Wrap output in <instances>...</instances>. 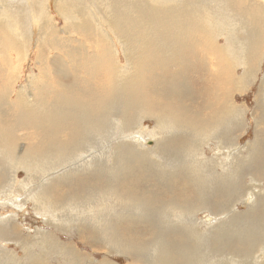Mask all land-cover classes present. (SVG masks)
Segmentation results:
<instances>
[{
    "label": "bare ground",
    "instance_id": "obj_1",
    "mask_svg": "<svg viewBox=\"0 0 264 264\" xmlns=\"http://www.w3.org/2000/svg\"><path fill=\"white\" fill-rule=\"evenodd\" d=\"M57 17L68 23L64 31L57 28ZM88 29L93 31L91 38L86 37ZM214 30L224 31L223 35L237 46L234 58L244 66L242 74L228 56L230 47L219 40L203 39L214 36ZM64 32L68 35H61ZM114 40L120 48H114ZM205 41L212 45L206 43L204 51ZM102 42L106 50L101 49ZM263 44L264 0H0V55L1 61L7 62V66L0 64V79H6L2 70L14 77L12 50L25 57L37 52L40 69L46 70L45 75L40 74L46 84L37 86V97L35 91L29 93L22 88L11 103L0 84V161L8 168L15 166L10 170L12 174L22 167L28 174L24 181H17V177L9 178V171L1 173L9 180L6 186L5 182L0 185V194L13 191L15 186L26 188L42 212L54 181L63 180L70 185L65 195L66 213L68 208L80 210L81 215L75 219L99 233L97 237L88 235L94 244L103 241L110 248H123L134 261L143 264H212L218 254L224 257V261L219 260L224 264H264V219L262 223L252 214L244 218L235 215L228 220L232 228L222 223V227L214 226L210 230L213 239H208L210 236H203L194 217L200 209L209 207V192L203 188L210 191L220 182L216 195L229 186L223 189L228 193L221 196L218 207L227 205V200L238 192L239 175L247 163L243 155L236 153L227 164L229 170L225 166L223 173L215 171L216 161H212L209 174L207 162L204 165L198 155L212 138L220 140V145H234L236 135L230 133L241 126L243 110L232 100V93L242 91L256 75L257 54ZM51 49L56 51L54 57L48 56ZM187 51L192 52L184 57ZM103 57L116 61V73L111 77L104 71ZM122 59L127 62V71L126 64H120ZM193 61L191 85L188 68ZM50 67L55 70L53 77L47 73ZM85 70L90 72L84 75ZM34 81L39 83L36 78ZM259 95L264 103V78ZM145 117L154 118L157 124V147L150 151L131 148L125 139L131 126ZM118 122L122 123L120 127ZM258 122V142L249 148V163L258 156L259 163L263 161L264 113ZM19 140L30 143L18 154ZM100 148L106 149L101 156ZM89 152L92 157L85 156ZM105 155L111 160L108 164H103ZM80 158L84 160L73 166ZM140 160L145 163V173L154 179L145 185L167 183L170 189L158 197L155 189L148 192L140 186L137 190L142 198L131 197L129 193H137L136 188H126L118 181L130 172L133 161ZM64 166V173L48 176ZM96 174L110 180V187L97 184ZM186 176L192 180L194 191H188L184 184ZM107 199L113 203L101 208ZM104 213L107 216L102 217ZM174 213L183 215V219L174 220ZM145 220H156L157 228L164 231L159 243L145 239L151 230ZM9 222L0 220V234L2 224ZM123 223L127 235L118 237L117 227L120 229ZM184 228V237L182 233L177 236L184 244L176 237L166 239ZM226 244V253L220 247L217 254L212 246ZM60 249L66 257V250ZM168 253L173 255L168 257ZM68 255L74 264L87 262L79 255ZM4 258L11 255L0 256V264L6 263ZM256 258L260 262L254 261Z\"/></svg>",
    "mask_w": 264,
    "mask_h": 264
},
{
    "label": "rangeland",
    "instance_id": "obj_2",
    "mask_svg": "<svg viewBox=\"0 0 264 264\" xmlns=\"http://www.w3.org/2000/svg\"><path fill=\"white\" fill-rule=\"evenodd\" d=\"M55 24L57 25V28H62V30L64 31V29L67 28L66 26L68 23L66 22V20H62L57 17V21H55ZM96 24L99 26L97 22ZM38 28H40L39 24H38ZM87 32L90 34L86 37L91 38L93 35V31L88 29ZM213 33H214V36L204 37L203 39L206 41L207 39H209L211 42L215 40H219L220 44H223L225 47H228V48L230 47L229 48L230 54L228 53V56L232 61L236 62L237 67H239L238 72L239 74H242L244 66L243 65L240 66V64L234 58V51H238L237 46L231 42L230 38L227 35L226 36L223 35L224 31L214 30ZM61 35H68V34L64 32ZM206 41L205 43H203V47H202L204 51L206 49L205 47L206 43L208 45H212L209 41L208 42ZM113 46L115 49L116 47L118 48L121 47L119 42L116 40L113 41ZM101 49L106 50L105 44L103 42H102ZM192 51L185 52L184 57L187 54L191 53ZM12 53L14 55L13 64L15 65H13V68L11 66V69H12V74H14L13 75L14 77L10 78V75H9L10 72L2 70L5 74L6 79L4 81L0 79V84H2L1 89H4L6 91L7 100L13 103L16 100L17 93L22 88L26 89L29 93H31L32 91H35L33 92L34 96L35 97L39 96L40 88H38V90L36 88L38 85L42 87V84H46L40 78L41 72L44 73L45 75L46 70L41 71L40 69L41 65H40V60L38 59V53L36 52V54L35 53L31 54L30 57L28 56V54L26 57L19 55L17 52L13 50H12ZM55 54H56V51L54 50L48 52V56L50 57H54ZM103 58L106 61V66L104 67V69L106 70L104 71L108 75V77H111L112 75L116 73L113 70V65L116 64V61L113 59L109 60L106 57H103ZM2 59H3V56L0 55V64L7 66V62L1 61ZM122 61L120 62V64L121 65L126 64L125 70L127 71L128 69L127 62L126 60H123V59ZM194 64L195 62L193 61V65L188 68V71L190 72L189 77L191 78L190 79L191 85H193L194 83V80H193V76H194L193 70L195 69ZM89 72L90 70H85L83 73L84 75H87ZM47 73L49 75L51 74V76L53 77L55 75V70H53V67H50L47 70ZM0 74H1V71H0ZM255 74L256 75L250 79V81L242 89V91L238 93L234 91L232 93V97H231L232 100L235 103L238 102V104L241 106L243 110L241 126L239 127L238 130L236 129L230 133V135H236L237 138L236 136L235 138H233V136H229L230 138H233V140L235 141L234 145L233 146L230 145V147H228L229 143L225 145L224 144L220 145L221 144L219 143L220 140L218 141L217 138H212L211 140L206 142V144H203V147H202L203 150H201L198 155L199 157L201 155L200 159L202 160L200 161L204 165L207 162L205 166H207L208 168L207 170L208 174L210 172L209 164L212 161L213 162L216 161V164H217V165L214 164L215 171L216 172L218 171V173H223L225 172V170H227V168L229 170L230 167L227 164L230 161L235 159L236 153L238 156L243 155L244 159L247 160V163H244L243 166L241 165L243 167V171L241 170L240 175H239L240 185L237 189L238 192L232 196V199H228V200L226 199L227 205H224L221 207V204H220L219 207H221L220 208L221 213L220 212L218 213L219 199L221 198V196H224L225 194L228 193V191L223 190V189L225 188L228 189L229 186L223 188L216 195H215V192L217 191V188L220 182L215 183V185L210 191H207V188H203L204 191L206 190V192H209L208 194L210 195V196L208 195L207 197L209 207L207 209L205 208L200 209L198 212L194 214V217H195V224L197 227L199 226L198 228L200 231H202L201 233L203 234V236L206 238L210 236L208 239H213V235L210 233V230L214 226L222 227L223 226L222 224H226L229 228H232V223H228L229 222L228 220L234 217L235 215H238L239 217L244 218L246 215L252 214L254 217H258L259 221L263 223L264 204L261 202V200L264 199L263 198L264 196V155L262 156L263 161L261 163H259L258 161V159L261 158L259 156L257 158L255 157L256 159L255 162L249 163L248 156H250V151H251L250 149L255 147L253 143L258 142L257 140L258 133H259L258 127H257V125H259L258 117L263 115L264 113V103L263 102L261 103L260 95H259L260 83L261 81H263V78H264V44L258 50ZM35 78L37 81H39L38 84L37 83L35 84V81H34ZM29 85L30 87H27ZM31 86H34L35 88ZM119 123L121 122H118V124ZM121 125L122 123L119 124L118 127H120ZM261 125L264 126V123H261ZM156 127H157V124L154 118L145 117L144 120L142 121L140 120L139 123H136V125L133 124V126H131L132 129L130 128L127 131L129 132V135L126 136L125 139L129 141V143H131L130 144V147L132 146L131 148L139 149V150L142 149L141 151H150L154 147L155 148L157 147L158 134L154 133ZM150 133L151 134L154 133L155 135L154 134L151 135ZM122 134L124 135L125 133H122ZM29 143L30 142H26L23 140L17 141V146H19V150H17L18 154L23 151L24 147H29L28 146ZM224 147L227 148V150ZM262 147L264 148V143ZM104 149L105 148L99 149L98 153L100 154V156H101L100 152H103L106 150ZM232 154L234 155V157ZM88 155H90V152L87 153L85 156H88ZM88 157H92V156H88ZM104 157L107 160L103 161V164H108L111 162V160H109L106 155ZM229 158L231 159L229 160ZM76 160L78 159H75V161L72 160L75 162V165H73L74 162L72 163L73 166H77L76 164L81 163V161L84 160V158L83 159L80 158V160L78 161ZM218 162L219 163L221 162L222 165L221 164L219 165ZM188 163L191 164V161H189ZM143 165H145V163L141 162V160L136 161V162L133 161L131 163L130 172H126L125 176L119 179L118 184L124 185V187L126 188L127 187H132L133 189L136 188V190L137 188H140V186H142L145 189L148 188L146 189L148 192L153 188L155 189L154 195L158 197L159 195L164 194L165 191L170 189V186L167 183L158 182L156 183V185H152V186L145 185L146 183H149L150 181L154 179L150 178L149 173L147 174L145 173L147 171L145 170L146 167ZM13 168H15V166L8 168L4 165V163L0 161V185L1 186L3 185V182H5V186H6L9 180V179H5L1 174V173H5L6 171H9V178L17 177V181H22V180L24 181L26 179V176L28 174L24 167L20 169H16V172L12 174L10 170ZM133 169H135V171H133ZM65 171H66V166L57 170L55 174L49 173L48 176L55 177L54 175H59L61 173H64ZM137 175H139L140 177ZM94 179L97 184H102V187H105L106 185H108L106 187H110V184H111L110 180H105L104 178H100L97 174L94 175ZM183 181L186 187L188 188V191L195 190L192 187L193 182L189 177L186 176ZM54 182L56 183L54 184L51 190L52 192H50V194L52 195L50 197L49 202L45 204L46 205L45 210L43 209L42 212H39L37 210L38 208L36 207L34 200L28 196L26 188L22 189V188H18V186H15V189L13 191L0 194V220H5V219L10 220L9 223L2 224L1 234H0V256L5 255V253H6V256L11 255V258H8V259L4 258V260L6 261L5 264H31V263L36 264L37 261H39L37 264H40V263L41 264H74L73 260L70 258L68 253L79 255L81 256V257L78 256L80 259H87L86 264H101L104 262V260H105L104 264H107L106 261L110 263L113 262V264H143V263L134 261L127 253V250H123V248H116V249L110 248L108 242H103V241H95L97 242V244L96 243L94 244V241H92L91 238L88 237V235L97 237L99 233L90 231L84 224H81L82 222L79 223V221L75 219L76 216L78 218L81 215L80 210L78 211V210H72L68 208V212L66 213V206H65L66 196L65 195H66V190H70V185L66 184V182L63 180H55ZM61 188H64V189H61ZM2 189L8 190V187H3ZM138 192L139 191L137 190V193L135 194L129 193V194L131 197L142 198V196H140ZM70 193L72 195L74 194L73 191ZM260 197H261V200H260ZM224 200L225 199H223L222 202ZM112 203L113 202L110 199L104 200L101 208L103 206H110ZM47 209H49V211H47ZM41 213L43 214L41 215ZM109 213H112V212H109ZM51 215L53 216L51 217ZM178 215L179 213L173 214L174 220H178L179 218L183 219V215L181 217L180 215L179 216ZM45 216L49 218L47 219L45 218ZM58 216H61V217H58ZM72 216L75 220L72 218ZM105 216H107L106 213L102 214V217H105ZM54 219H58V220H54ZM67 219H68V223L66 222ZM145 222L147 221L145 220ZM171 222L173 223V221ZM124 224L125 223H123V226H121L120 229H119V225L117 227L118 237H125L127 235V231H125ZM146 225L149 226V229L151 230L148 232V234L145 235V239L146 240L148 239V242L153 240V243H159L164 235L162 233L164 231H160L159 228H157L159 224L155 220L153 223L147 222ZM184 229L180 230L179 232L176 231L175 235H174V232H172V235H170V237L166 239H169L168 241H170V239L173 240L176 237V239L180 241V239L177 236H180L179 233H182V237H184L183 235H185L184 232L187 230V228H184ZM110 231L111 230H108L107 232H110ZM81 232H84L85 235L81 236ZM168 233H171V231H169ZM49 234H52V235H49ZM47 236H50V237H47ZM42 240L43 242L45 241L43 245H42ZM236 242L237 240H235L233 243H236ZM128 243L130 244L129 240H128ZM181 243L184 244L185 242L183 241ZM188 243H191V242H188ZM215 244L218 245L217 242H215ZM110 245L114 246L113 242ZM212 246L213 248H216L217 254L219 253L220 247L224 253L228 251L227 244L219 245L218 247H215L214 245ZM60 248H64L66 250V254H67L66 257ZM109 249H111L112 251H109ZM122 251H124L125 254L124 253L120 254V252ZM214 254L215 252H213L212 257ZM169 255L172 256L173 254L168 253V257ZM261 257H262L261 259L263 260L264 255H261ZM223 258L224 257L221 256L220 254H218L217 256H214L213 259L211 260L213 262L212 264H224L219 261L221 259L224 261ZM68 260L70 262H68ZM257 260L258 258H256L254 261L257 262ZM33 261H35L36 263ZM258 261L260 262V260ZM83 264L85 263L83 262ZM233 264H239V263L235 262Z\"/></svg>",
    "mask_w": 264,
    "mask_h": 264
}]
</instances>
